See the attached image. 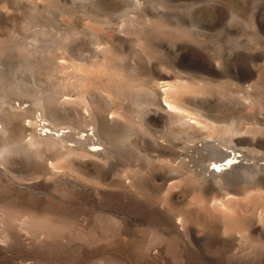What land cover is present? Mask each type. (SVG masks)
Listing matches in <instances>:
<instances>
[{
    "label": "rangeland",
    "instance_id": "rangeland-1",
    "mask_svg": "<svg viewBox=\"0 0 264 264\" xmlns=\"http://www.w3.org/2000/svg\"><path fill=\"white\" fill-rule=\"evenodd\" d=\"M1 1H0V6H1L0 8L2 10L0 12V27H1L0 28V36L2 34H4L2 36L3 37L5 36L4 38H7V39L4 40L2 37L1 38L4 40V42L6 41V43L9 41V43H7V44H5V43H4V45H3V43L0 44V60H1V58H4L1 60V62L4 60H6V61H4L5 64L6 63L10 64L12 62H15L16 60L18 62L17 56H16V58L14 57V55H16V54L13 55L11 52V46L13 44L12 38H17V37L20 38V36L22 37L24 34L26 35L30 31V29H29V31H27L29 26L31 25L30 26V28H31L33 25H35L32 27L34 30L32 29L28 35L41 36V38L40 39L38 38V39L39 40L43 39V41L40 42L38 40V44L39 43L43 44L42 46L44 48L43 47L42 48L44 49V52L45 51H47V52L46 53H44V52L39 53L41 55L43 54L42 59L40 57L41 55L38 54L39 55L37 58V61L39 60L38 62H35L36 57L34 58L35 60H33V61L35 64L33 63L34 67L32 68V70L34 71V74L32 71L30 73H28L30 76L28 74H26V78L29 82V85H31V83L33 82V86L38 87L39 84L41 83L40 80L43 79L42 83H44V81L46 80L45 78H47V76H49L50 80H54V78H55L54 81L55 82L57 81L56 83L58 85L55 84V82L53 85L55 88H57L58 91H60L62 89L61 91L64 92V90L66 89L68 92H71V94H69V93L67 94L70 97V99H68V100L72 101V100H75L76 98L78 100V101L75 100V102H73V103H71L70 101H69L70 103L66 102V100H67L66 98H69L66 95V91H65V93L61 94L62 93L61 91H60L61 92L60 93L56 90V92H57L56 97L58 96V93H59V96L57 98L60 99V97H61L60 101L58 99L56 102H53V103H47L46 102L47 104L45 103L44 104L45 106H43L44 110H42L40 107L35 106V108H36L35 111L38 110L37 112H35L34 109H32L34 106L32 105L31 102L29 103V100H27V97H25L26 100L24 99V97H20V96H19V98L18 97H16V98L14 97V99L12 98L10 100V103L12 102L10 104L11 106L9 104H4V106L6 108H8V109L11 108L10 110H14V111H20V110L22 111V109L25 110L24 111L25 116L23 118V122L21 123L27 129V131L24 132V135L26 138V139L24 138L25 141H27L29 139V132H31V133L33 132L34 137H37V138H44L45 134H46V136L51 134L49 137L54 136L53 138H56L57 140L60 136H62L63 134L66 135V133H68V132H70L69 134H71V135L76 132L74 135H72L71 139H74L75 137L77 138L78 135H79V137H82V135L85 133V131L81 132V131H76L79 129H76V130L74 129V131H75L74 132L72 129H70L71 128L70 126L75 125V123L77 122V121H75V118H76V120L77 119L79 120L77 122V123H79L82 119L88 117L89 112L84 111L82 109V104L79 101L78 94H75L72 91H70V89H72V88H70L68 86L69 85L68 83H70V81L72 80L70 78V75H71V73L74 72V70H73V68H71V65H70V67L67 66L71 62V61H68V60H70V58L67 57V56H69L67 46L70 45L71 43H73L75 39H77V40H75L74 44H71V46H73V47L75 46V48H77L81 45L86 46L87 43L89 42L88 40H90L89 35L91 33L94 32L95 34H97V33L99 34L100 32L102 33L103 31L107 32L106 30H108V27H111L112 25H114V27H115V24L117 25L116 27H118V25H120V23L118 24L117 22L119 20H121L124 16L126 18L129 15L132 18H135V20L140 21L139 24H142V26L140 27L138 24V26L136 25L137 27L136 26L135 27L138 29H142V30L139 31L138 29L134 30V28H132L136 32L139 31V34L133 31V33H136L137 35H139L138 38H136V36H137L136 34H131L130 32H129L130 34L128 33V35H130V36L127 35L128 40L130 38L133 39L132 37H134V35H136L134 37V40L136 39L137 41L135 40V42H134V40H132L133 42H130L131 44H134L135 46L134 45H132L133 47L130 46L131 44H128L129 41L127 40L128 43L126 42V45L123 47L124 51L122 48L121 49L122 51L120 50V51L116 52L109 46L110 49H107L108 50L107 53L104 52V54H107L106 55L107 59L104 58L105 56H103L104 60L102 58H100V59H102L101 61H99L101 64V68L99 67L100 66L99 63H98L99 65L97 66L100 69L104 70V71L101 70L102 72L100 71L101 72L100 74L103 75L104 80L102 78H99V77H98L99 80H97V82L101 83V84L99 83L100 86L102 85L101 88H103V89L101 91H100V89H101L100 86L96 85V82H95L96 81L95 79H97V78H95V75L94 76L92 75V74H95V72H96V77H97V74H98L97 71L99 70V68H97V70H95V69L93 70L91 67L89 68V66L87 64H84V66H83V64H81L79 66L80 71L84 70L83 72L87 73L88 75L90 74V73H88L89 70H90L89 72H92L91 78L87 77L88 79H90V81L88 80L89 84H87L88 83L87 82L86 87H84V88H87V90L83 88L86 91V93L93 91V90H96L97 89L96 86H99V88H100V89L98 88L99 92L101 94H104L102 99L99 98L101 100V101H99L100 104H98V102L97 103L92 102L91 107H90V109L95 113L96 116H98L99 120L101 121V124H100L101 129H102V127H107L110 130H115V129H117V127H116L117 124L113 125L112 119L115 120L117 118L118 122L122 121L120 123H123V122H125L126 118L129 119L131 117V116H128V114L131 115L130 110L132 108L130 98H128V96H129L128 91L133 90L132 92H134L135 87H137V89L140 87H145L148 89L151 88L150 90H152V91H155V88H156V90H157V92L155 91L156 94L161 92L160 94L164 98L163 88H161V86H160L162 81L161 80L158 81V79H156V82L158 81L157 85L160 86V88H157L156 83L153 81V79L155 80V78L152 79L151 76L153 77L156 73H164V74L166 73V76L169 78L168 80H171L176 75H174V74L172 75V70H169V68L167 69V67L166 68H161V67L155 68V66H157V64H155V63L159 61L158 63H164L165 65L166 64L167 65L172 64L174 62V60H176V59L173 58L172 54H169V56L166 57L167 55L165 54V51H168V49H170V47H172V45H170L171 43H177L178 44V42H180L179 44H184V42H185V44H186V42L190 43L189 40L194 41V43L191 42V44H189V45L190 46L193 45L194 48H195V46H197V48H195V49L201 50V52H203L202 50H204V49L203 48L200 49L201 46L198 49V45H202V47L206 46L207 48H212V49L208 50L205 47V52H206L205 54H207V56H210V57L212 56L214 58H216V53L221 51L220 49L223 46L222 47L223 51H221V52L224 53L225 51H228L229 53L225 52V54L223 55L224 56L223 61H225V60L226 61L225 62L222 61L223 65L222 64L220 65V69L222 68V66L225 67V65H227V66H229L230 64L233 65V66L230 65L231 67L229 69L227 66H226L227 68L225 67L227 69V70H225L226 75L224 74L225 68L223 69V71H221L222 69L220 70L218 68L220 70V73H219V70L217 73H211V74L205 73V75L208 74L207 76H205L204 72L202 73L200 70L194 71L192 75H194L196 77H193L192 75H190V76H192V78L189 76V79H187V82H186V83L190 82V85H189V83H188V85H189V87L191 86L190 88H193V89H191V90H190V88L188 89L187 88L188 85L185 84L187 86V87L185 86L187 88V91H186V93H184L185 96L189 95L188 98L187 97L186 98L189 101V103L192 104L191 107L193 106V108H194L195 105H197V107L201 108L203 106L201 104H203V102H205L204 106L202 108H204L206 110L211 109L210 110L211 112L210 111L209 112L211 113V117L214 118L215 120L227 119L229 117L228 107L230 109V107L234 108V106H236L235 107L236 111H235V109H233L234 112L232 114H234L236 112L234 115H236V116L239 115L238 117H242L243 115H245L246 117L245 118L243 117V118L246 120H250L251 117L254 114H256V117L255 116H253V117L256 119H260V116L262 114V112H261L262 108H264V106H263L264 104L262 103V99L260 98V94L262 92H264V58H263L264 51H263L262 59H260V57L262 55L261 50H264V0H214V1L218 2L219 4H223L225 6V10L227 12L226 16H227L228 21H229V16L232 14L230 17L232 19L231 23L228 21L226 22L227 19H225V21L221 22V23L220 22L217 23L215 21L211 22L212 20H214V19H212L211 15H210L211 11L207 10L208 7L204 6L205 4L203 5L204 7L202 6V4L204 3L205 0L204 1L203 0L197 1L199 3V5H196V4H198L196 2V0H192V1L191 0H159V1L157 0L155 2H157L158 5L161 3L159 5V7H161L160 11L163 9L162 10L163 12L164 11L166 13L168 12L167 15H164L165 12H164V14L159 13L161 15V16L159 15V18L157 17L158 16V13H156L157 11L155 10V8L153 7V5L150 2L151 0L150 1L149 0H143V1L141 0V5L144 4L142 6L141 10L132 11V9H131L128 11L129 13L127 12L128 16H126L127 15V13H126L123 17H122V14H123L122 10L124 8V2H122V1L128 2L129 0L128 1L127 0H119V1L118 0L117 1H115V0H112V1L111 0H92V1L90 0L89 1L88 0L85 3L83 0H75V1L74 0H22V1L18 0L19 2L17 0L16 1H14V0H1ZM111 2H113V3L111 4ZM190 2L196 8L192 9L194 6H191ZM192 2H194L196 4H193ZM93 3L95 4L94 8H96V9H94V8L93 9L97 14L93 10L91 13L89 12L91 9V5ZM117 3L120 5L119 7H118ZM120 3L123 6H121ZM237 3H239L240 6L242 5L241 8L243 7L244 9H241V8L238 9V7H240V6L236 7ZM110 4L112 5V7H110ZM116 4H117V6H116ZM147 4H148V6H147ZM150 4L153 7V11L151 10ZM114 5L116 7H113ZM101 7H102L103 11L101 10ZM143 7H145L147 14H150L149 16L146 15ZM205 7H206V9H205ZM29 8H30V10H29ZM104 8H105L106 12L104 11ZM108 8L109 9L112 8L110 11L113 12V14H115L114 17L110 16L111 12L109 13ZM236 8L240 11H242V10L244 11L243 13L241 12V14H242V18H243V24L247 22L245 27L249 30H252V31H254V29L256 28L253 33H252V31H250V33H252V34L249 33V30L247 31L246 36H244V37H243V35H245V34H243L241 36L237 34L236 29H239V26H241L242 22L240 24L235 19H233V16H234L233 14H236V11H237ZM98 9H100V10H98ZM29 11H31V13L33 12L34 14L32 13V15H31V13H29ZM35 11L37 13L42 12L44 17H46V18L49 17L48 20H50V21H48L47 19H46L47 21L44 20L43 15L41 13L39 16H37V19L33 20L34 17L36 18ZM99 11L103 12L104 14H101ZM140 11H141V13L144 12L143 15H146V16H143L141 13H139ZM98 12L104 16L103 20L99 19V18H102V16L99 17L100 14ZM119 12H121L122 14L120 15ZM148 12H150V13H148ZM152 12H154L157 15V16H155L157 18L154 17V13H152ZM205 12H208V13H205ZM27 13H29V14L27 15ZM92 13L94 14L95 18L92 17L93 16ZM106 13H109L108 17L105 16ZM117 13L119 14V16H117L118 15ZM95 14L98 16H95ZM30 15H31V17H30ZM33 15H34V17H33ZM120 16H121V18H117ZM130 16L128 18H131ZM25 17L28 19V22L34 21L35 24H33V22H32L30 25L27 26L26 29L22 28V26H23L22 24H25V23L23 21L20 24V21H22L23 18L25 21H27V19ZM28 17H30V19ZM96 17H97V19H96ZM109 17L111 19H109ZM174 17H176V19H177V17L180 18L181 21H179V20L178 21L181 23L180 24L176 23L175 22L176 20ZM260 18H261V20H260ZM115 19H117V20H115ZM210 19H212V20H210ZM233 20H235V21L232 22ZM190 21L195 22L197 24V27L191 28L189 26ZM205 21H207V22L205 23ZM45 22H46L47 27L44 25ZM256 22H258V25L256 24ZM215 23H217L218 25L216 26ZM224 23H226V24L224 25ZM229 24H231L232 28L235 27L234 30L231 29V31H229L230 30ZM48 25H50V26H48ZM210 26H211V28H210ZM224 26L226 27V30L223 29ZM252 26H254V27H252ZM42 27H44V28L42 29ZM198 27L201 29L197 30ZM250 27H252V28H250ZM228 28H229V30H227ZM11 29H14V30L11 31ZM215 29H218V31H216L214 33ZM192 30H193V32H192ZM204 30H206V31L204 32ZM14 31L16 32L17 35L15 34ZM22 31L27 32V33H23ZM46 31L49 34L48 33L46 34ZM66 31H68V34L71 31L78 33L75 35L76 38L74 40L70 39V42L68 45H66V43H65V41H66L65 37L67 36L66 37L67 41L69 38L68 35H65V33L67 34ZM81 31L82 32L86 31L87 33H85V32L81 33ZM90 31H91V33L88 34V32H90ZM194 31L196 33H194ZM221 31H224V32H221ZM234 31L236 33H233ZM10 32H11V35L13 37L9 34ZM210 32H213V33L210 34ZM218 32L222 33L226 38H224L223 35L219 34ZM226 32L231 34V35H229L231 37V39L228 42L229 43L232 42L233 44H230V46H228L229 43L226 44L227 43L226 40L224 41V39L228 38V35L226 36ZM230 32H232V33H230ZM257 33H258V37L256 35ZM262 33H263V35H262ZM63 34L65 36V37L63 36L64 39L62 37ZM81 34H83V35H81ZM247 34L249 35V37L247 36ZM8 35H10V36L8 37ZM46 35H47V37H46ZM79 35H80V37H79ZM100 35H102V34H100ZM236 35H237V37H236ZM193 36H194V38L192 39ZM261 36H263V37H261ZM241 37H242L241 43H242L244 50L249 49L250 50L249 54H254V53L257 54V56H255L256 57L255 62L257 61V64H255V62H254L255 66L253 65V67H257V69L254 68V70H253V67L247 61H246L247 63L244 61V64L243 63L240 64L242 66V69H240L241 66L239 65V63L237 61H233L234 57L232 58L231 57L232 55L230 53L233 51L232 49L235 48L233 46L236 44V42L240 41L239 39ZM47 38H49V39H47ZM59 38L60 39L62 38L63 42H61V40ZM87 38H88V40H87ZM216 38H221V39H219L221 42L219 40H217ZM2 39H0L1 42L3 41ZM10 39H12V40H10ZM45 39H46V43L44 42ZM58 39H59V41H58ZM200 39L202 40L201 42H203V41L205 42V40H206V42L201 44ZM256 39H257V41H256ZM48 40L50 41V43L56 42L57 45H56V43L53 44L54 46H56V48L53 45H51V47H49L50 49L48 48L49 50H45L48 45L44 46V44H47ZM213 40H215L216 43L213 44V42H214ZM243 40L245 42H243ZM198 41H199V44L197 45ZM10 42H12V43L10 44ZM60 42H61V45H64V46L66 45L65 47L67 49H64L65 47H63V46L61 47ZM181 42H183V43H181ZM258 42L260 43V45ZM50 43L48 42L49 46H50ZM220 43H223V45L221 46ZM257 43H258V45H257ZM219 45L221 46L220 49H219ZM59 46L63 50H66L67 54L65 53V51L61 50ZM213 46L214 47L216 46L215 47V50H217L216 53H215ZM226 46H228V48H232V47L233 48L230 50ZM257 46H258V48H257ZM57 47H58V49H57ZM109 47L106 46V48H109ZM161 47L164 49H162ZM42 48L40 47V51L43 50ZM160 48H161V50H160ZM141 50H142V52L144 51V53L146 52V54L148 56L146 54L142 53ZM251 50L253 52H251ZM259 51L261 52V54ZM9 52H11V53H9ZM133 52H136V53H133ZM247 52H245V53L248 54ZM256 52H258L259 54ZM162 53H164V54L162 55ZM203 54H204V52H203ZM149 55H151L152 58L153 57L158 58L159 60L157 59V61H156V59H155L153 61L154 58L151 60V57H149ZM171 55H172V57H171ZM258 55H260V57ZM226 56L227 57L230 56L231 60L229 58L230 61H228V58ZM146 57H147V60H146ZM167 59L170 60V62L171 61L172 62L170 63ZM172 59H174V60H172ZM197 59H199V58H197ZM197 59H195L194 61H187L186 60L185 64L188 63L187 65L190 67L192 66V68H194V69L205 68L206 66H208L210 64V62L209 61L207 62V60H204V59L197 60ZM105 60L107 63H110V65L109 64L107 65V63L105 64ZM148 61H149V64L152 63L151 66L148 64ZM1 62H0V64H1L0 66L3 67L4 63L2 62L3 63L2 64ZM63 62H65V63L68 62V63L65 64ZM135 63L138 64L137 68H139V63H141L140 68L141 69L143 68V69L141 70L139 68L137 70L135 68L136 67ZM226 63H228V64H226ZM9 64H6L5 66H7ZM62 64H63V66H61ZM142 64L144 65V67L148 66V65L150 66L149 68L145 67L147 72L143 71L145 69H144V67H141V66H143ZM246 64H248L247 66L250 65L249 67H251L250 69H252V71L254 73L251 72V70H249V67H245L248 70L244 69V66H246ZM132 65H134V66H132ZM81 66H82V68H81ZM109 66H111V67L109 68ZM133 67L136 69V71ZM107 69L109 72H106ZM132 69H133V71H132ZM65 70H67V72L68 71L69 72L67 73ZM165 70H167V71H165ZM151 71H152V74H150ZM240 71H242V72L240 73ZM248 71L251 73H249ZM64 74L66 75V78H64V76H63ZM100 74H98V75H100ZM227 74H229L230 76ZM238 74H239V76H238ZM248 74L251 75L250 78H249ZM102 75H100V77ZM111 75L113 77H109ZM244 75H246V76H244ZM51 76H52V78L53 77L54 78L51 79ZM61 76H63L64 79ZM92 76L94 77L93 80H91ZM119 76H121V77H119ZM114 77L116 79L118 77L117 80H119L121 78L122 83L119 82L120 80L117 81ZM61 78L63 80L60 81ZM110 78L111 79L114 78L115 80L109 81ZM175 78H177V77H174V79H172L173 81H175L173 83H176L177 85L178 84L181 85V82L177 83V81H179V80H177L178 78L177 79H175ZM100 79H102L103 81L101 82ZM237 79L239 80L240 83L238 82ZM151 80L153 81V83ZM172 80H171V82H172ZM190 80H192V82ZM248 80H249V82H248ZM58 81H60L59 83H61V85H62V83L66 84L68 81L67 85H65V84L62 85L63 87L66 86V88L65 89H63V87L61 88V85L58 83ZM113 81L119 82L122 85V86H120V85L119 86L124 87V89L121 91H122V93H124V90H125L126 95L125 94L124 95L127 97V100L124 99L120 103H122L123 101H126L127 103H125V102H124V104L122 103L123 106L119 103L120 99H119L118 95H117V97L115 95L119 91L117 90L118 89V87L116 86L117 83H114ZM243 81H244V84L246 83L245 85L243 84ZM51 82H53V81H51ZM42 83H41L42 88H41V86L38 87V88H40V91L45 89V86L43 87V85L45 83L44 84H42ZM93 85L94 86L96 85V86L94 87ZM259 85H263V86L260 87ZM138 86H140V87H138ZM240 86L242 89H246V90L245 91L243 90L244 91L243 92L240 89ZM247 86H249V87H247ZM252 86L255 88V90H254V88L253 89L250 88ZM58 87H60V88L58 89ZM90 87L95 88V89L92 90V89H90ZM186 88H185V90H186ZM257 88H260V89L263 88V89H261L262 91L259 92L260 89H257ZM98 89H97V91H98ZM78 90L80 91V89H78ZM188 90H189V92H191L190 94L188 93ZM248 90H250L252 93H254V95L257 94L258 96L255 97L253 95L250 98L253 100H249V98L247 97ZM252 90H254L256 93ZM257 90H259L258 93H257ZM136 91H138V90H135V92ZM99 92H98V94H100ZM130 93H131V91H130ZM118 94H120V92ZM244 94L246 96L245 99L248 100V101L244 100L246 102V104L242 100V98L244 97L243 96ZM108 95L109 96L111 95L110 99H112V97H113L112 100L119 99L118 102H114L115 106L113 105V103L110 99L107 100L109 98ZM104 96L107 97V99H105V101L107 100L106 103L104 101ZM161 96L157 95V97H159V100L161 101V103L165 104L164 106H166L165 108L167 110H172L166 105V103L164 101H162ZM62 97H64L65 100H64V98L62 99ZM240 97H241V99H240ZM255 99H256V101H255ZM249 101H250V103H249ZM257 101L260 102L259 106L262 104L261 105L262 108L258 107ZM251 102H253V104H255V102H256V104L253 105L255 108L252 106ZM68 103L71 105H69ZM116 104L117 105L120 104V106L118 105V107L122 106V108H119L120 110L119 109L115 110L118 108ZM21 105L23 108H21ZM28 105H30V106H28ZM239 106H240V109L238 108ZM241 106L242 107L245 106V108L243 107L244 109H242ZM53 107H55V108H53ZM208 107H209V109H208ZM246 107L247 108L249 107L248 110L250 109V110H252V112L250 110L248 112ZM52 108L56 109V110H54L55 112L53 111ZM57 109H58V111H57ZM72 109H73V111H72ZM100 109L101 110L105 109V110H103V112H102ZM122 109H123V111H121ZM253 109H254V111H253ZM259 109H261V111H259ZM99 110L101 111V113ZM30 111H31V116L28 115L30 113ZM96 111L99 112L98 115L96 114L97 113ZM117 111L123 112L121 114L125 116V120L123 118H121L123 116L121 114H119V112L117 113ZM172 111L174 112V110H172ZM51 112H52V114H51ZM64 112H66V113H64ZM124 112H125V114H124ZM238 112H241V113H238ZM40 113H41L42 117L39 116ZM56 113L58 116L57 115L54 116ZM185 113L188 114L187 118L189 116V119L194 117V113L193 114L190 113L191 115L187 112H184V114ZM245 113H247V114H245ZM259 113H260V115H259ZM101 114H102V116H100L101 117L100 118L99 115H101ZM36 115H38L37 116L38 118L36 117ZM51 115H53V116L51 117ZM106 115H107V117H106ZM119 115H120V117H119ZM65 116H67L66 117L67 119L64 118ZM190 116H191V118H190ZM44 117L47 120L44 119ZM55 117H57L58 120L57 119L55 121L53 120L54 121L53 122L52 119L53 118L55 119ZM59 117L63 118L65 120V122ZM195 117H197V116L195 115ZM195 117H194V120L192 119L190 121L194 122L196 120ZM253 117H252V119H253ZM132 119L134 121V124H133V122L132 123L130 122V123L132 125H134V128L136 131L131 135L130 141L128 142V145L130 146V150H129L130 154L125 152L126 153L125 158L122 156V154H111V153L105 154L104 152H102L101 155H100V153H99V155L97 153L91 154V152L89 153V151H91L93 149L92 146H86V147L81 146L85 149V150L83 149L84 151H86L85 153H89V154H84V153L82 154L83 150L82 149L80 150V148H81L80 144L75 143V142L73 143V141H67V142L63 141L62 142V141L58 140L57 144H56L57 146L56 147L53 146L54 149H53V147H50V150H48L49 148H45V150H47V153L49 152L50 155L53 154L54 156H58V159L55 161L56 162V167L54 166L55 169L54 168L51 169V171L53 170V173L51 172V176L47 175V177L50 176V177H48L49 179L47 177L43 178L41 176V178L39 177L40 179L39 178L36 180L34 179L35 181L29 180V182H31V184H32V182H34L33 184H35L37 181H41V180L43 181V179H44V182L46 181L44 184L42 181L39 184L36 183L37 184L36 187H38V186L40 187V188L38 187L39 188L38 190H40L41 192H48V194L47 195L45 194L44 196H42L41 199L45 200V198H46L47 201H49L51 199L50 202H46V200L44 201V202H46V204L49 203V205H50V203L52 204V201H54V199H56V201L54 202L55 204L57 201L63 202L61 204L62 208H63V205L66 203L67 210H69L68 214L70 215V213H71L72 217H73V218L71 217V222H73V224L75 223V225L72 224V226H74V227L79 226V227H82L83 229L85 228L86 230H88V231H86V230L85 231L88 232L89 235L94 233L95 235L94 234H93V236L90 235V237L96 236L95 240L99 241L101 239L100 242L97 244V241L95 242L92 240L93 243L91 244L92 246H90V245L85 244L81 241L72 240L71 242H69L67 244L68 246L66 248H65V244H63V243L61 244V246H63L65 248L64 249L63 247L61 248V246H59L61 241L58 239L61 238V236H62L60 233V230L59 229L56 230L55 227H52L51 230H52L53 236L51 237V239H49V237L45 236L44 234L41 235L42 233H38V239H39L40 243H41V241L44 240L45 242H42L43 244L47 243V244H50V245L53 244V246H56V247H54L55 249L52 248V250L54 249V253L52 252L53 255H50V251L47 252L44 250H40L36 253L37 256L35 257V262H37V263H33L34 259H29V260H25V261L22 260L21 262H19V259L12 258L9 254H7L6 256H3L2 258H0V264H22V263L29 264V262H32L31 264H90V263L91 264H104V263L105 264H122V263L123 264H177L175 261L174 253L167 250L165 248V244H158L159 246L156 245V246L150 247L148 250L146 248L147 242H148V240H150L149 237H152V239H153L155 237L156 233H158V231H162V228H163V232L165 234L169 235V236L167 235L168 239H169V240L167 239V242H169L170 239L174 240V238L175 239L177 238L176 239V241L178 240L177 244L181 247L182 252H183V256H184V262L182 264H233V261L234 260L236 261L237 259L238 260L234 264H238V263L242 264L243 262L242 261L240 262V259L237 257L239 255H244V254H245L244 259H246V262L244 264H249L248 261L250 259V256L254 257L255 255L256 256L258 255V259L260 258L261 262L264 264V236H263L264 235V195H262L263 194L262 192L264 190H260L259 188H257L258 190L256 191V188L255 189L253 188V190L251 191L252 184H250L248 182V184H246L245 187L248 185L247 187H249V189H250V190L249 189L247 190L248 193L251 191L249 193L250 195L247 193L249 195V197L247 196L249 199L247 197H245L246 201H244V199H243L242 201H240V202H242V204L239 202V205H238V202H236V201L235 202L232 201V205L230 203L229 207L232 206L231 209L234 212L236 218H234V220H231L232 217H229L230 220H228L227 222L228 223L230 221L231 222L229 224L225 222L226 225H228L227 228H229V229H227V231H225V230L223 231L224 225H222V223L224 222V219L227 217L222 218L223 216L221 217L219 213L217 215V212L215 210L214 211V215L216 214L215 215L216 218H215L213 215L212 209L207 208V211H205L206 206L205 207L201 206V205H205V204H202L205 202L203 201L204 199L202 197V193L204 190L203 186L199 185V184H201V182H198L196 179H195L196 181H194L192 174H188L189 181H188V179L183 178L186 181L184 180L182 182V181H180L182 179L173 178L170 181L168 180L169 182L168 181L166 182V180L170 177V174L167 170H170L169 166L173 165L172 162H170L169 155L162 153V152H159V151L152 150L151 147L148 145V143L146 146L143 142L145 139L151 140V137L152 138L157 137V134L155 133L154 128L147 123L136 122L137 120H135L132 117H131L130 121H132ZM29 120H31L30 121L31 123L35 122V124L32 125L30 123V126H29L28 125ZM67 120H68V122H69V120H72V121H70L71 123H69L70 128L68 130H67L68 124L65 126L66 127L65 130L61 127L64 125L58 126V123L62 124V122H64L66 124ZM104 120H106L108 124L107 123L105 124ZM110 120H111V122H109ZM246 120H244V121H246ZM50 122H52V124ZM55 122L57 123L56 125H55ZM72 122H74V124ZM126 122H129V120L128 121L126 120ZM77 123H76V125H77ZM37 124H38V126H37ZM41 124H43V126H45V125H47V126L42 128ZM48 124H51V125L49 126ZM53 124L55 126H53ZM51 126L54 128V130H52L53 128ZM56 126H57V130H56ZM46 127H48V128H46ZM60 127L62 130H60ZM55 130L56 131L59 130V132H56ZM250 130H252V129H250ZM250 130H249L250 136H252L253 134H254L253 136L257 135L256 131L252 130V132L256 133V134L255 133L252 134V132L250 133ZM72 131H73V133H71ZM59 133H61V134L58 135ZM247 133H248V131L246 132V134ZM144 134L147 137L143 140V138L145 137ZM7 135L8 134H5L4 136H7ZM39 135H40V137H39ZM249 135L247 134V136L249 138H251ZM0 136H3V135H1V133H0ZM73 136H75V137L73 138ZM44 139H43V142H46V141H44ZM172 145H174L175 148H178V146L180 144L172 143ZM189 145L192 146L191 148L193 150L189 148L191 151L188 149L187 150L188 152L182 153V151L186 150V149H182V150L180 148H178V149L181 150L180 152L182 154H192V152L194 151V148L196 147V149H195L196 151H194L196 153H194V154H197V149H198V153L200 154V151H199L200 150V141H199V139H197L194 143H189ZM71 146H73V147H71ZM68 147H71L73 150H70ZM99 147H101V146H99ZM86 148L89 150L88 152H87ZM234 149L244 151L243 149L241 150L240 147H234ZM80 152H81V154H79ZM229 152H230V149H229ZM18 155L20 156L21 160L19 159ZM117 155H119L120 157H118ZM128 155H129V158H127ZM108 156L110 159L108 158ZM25 157H21V154H13V153L12 154L10 153V155L9 154H5V155L0 154V173L4 176L6 183L7 182L9 183V186L12 185L13 189L14 188H15V190L17 189L16 190L17 193H18V189H19V191H20L19 195H21L20 197L25 196L23 198H26V196H28V194H29L28 191H30L29 185H31V184H29V185L26 184L27 180H22L18 177L16 178V176H14V175L15 174L17 175L18 172H19V174L20 173L25 174L26 167L21 165L22 163L26 162ZM23 158H25V159H23ZM15 159H16V162H13V161H15ZM122 159L125 161H123ZM256 159L258 161L256 160V162H255V159H253L254 160L253 162H255L258 165H259V163L264 164V153H258V155H256ZM19 160L20 161L23 160V162H21L20 165H19V163H20ZM105 160L113 161L112 162L113 163L112 164V171L113 172L115 169H118V168H115L116 166H118L119 168H123L120 165L121 162L122 163L126 162L127 164H129L130 168H129V171L127 168V171L129 172V174H132V175H130L131 177H133V175H134V178H135L134 182L132 180V182L134 184L130 183L129 185H127V183L129 182V179L125 180L126 185H121L117 181L118 180L117 178L115 180L114 179H112V180H103V179L99 180L98 179L97 180V178L95 179V177H96L95 175L97 173V170L95 169V166H96L95 164L98 165L97 162H99L100 164H103V162ZM17 161H19L18 164H17ZM242 162H246V160H242ZM92 163L95 166L91 165ZM167 167H169V169H167ZM29 170H31V168H29L28 171ZM28 171H26V172L28 173ZM13 172H17V173L14 174ZM261 174L264 175L263 173H259V176L258 175L257 176L260 177V176H262ZM190 176L192 177V179ZM92 177L97 182L94 181ZM46 178L48 179V181L46 180ZM165 182H166V184H165ZM41 184H43V185H41ZM131 184H132V188L130 187ZM27 185H28V188H27ZM99 185L101 186V188ZM102 186L105 188H103ZM127 186H128V188H127ZM200 186H202V188H200ZM109 187L111 189L110 194H114L112 196L117 197V198L111 199V201H113L112 203H114L113 204L114 207L111 205L112 203L111 204L109 203V205H111V207H108L106 205L101 206L100 202L104 201V199H98V197L94 194V192L96 191L95 189H98V190H100L101 193H105V194L109 195V192H110ZM26 188H27V190H26ZM93 188H94V190H93ZM102 188L104 189V191ZM22 190L24 193L21 192ZM24 190H26L28 192L27 195H26V191H24ZM63 190L67 191V195L69 194L68 195L69 197H67V195L65 194L66 195V198H65L66 201L65 202L61 198V196L60 197L56 196L57 192H58V195H60V193H66V191L62 192ZM259 190H260V192H259ZM50 191L53 193L56 192V195L51 193ZM240 193L244 194V196L247 195V194L243 193V190L242 191L240 190ZM22 194H25V195L22 196ZM47 196H48V198H49V196H51V198L48 199ZM123 197H124V199H123ZM99 200H100V202H98ZM67 202H69V203H67ZM54 203H53V205H50V206H53V208L56 206ZM57 204L59 205L60 203H57ZM102 204H104V202ZM58 205H57V207H58ZM117 205H119L120 208H119V206L117 207ZM199 206L202 207V209H200ZM57 207H55V210L59 211V209ZM101 212H103V213H101ZM207 212L209 213V215L207 214ZM155 213L159 214L160 218L163 219L160 222H158L159 228H157V224H155L156 221L153 219ZM236 213H237V215H236ZM169 215L170 216L179 215L182 218H184V220H185L184 227L188 228L189 237L192 236L191 239H193V237H194L195 243H192V245H189L190 243L188 244V242H190V241L187 239L186 235L184 236V233H183L184 227H182L180 225H178V227H177V225L174 223L176 221L173 220V222H172L171 219L169 220ZM210 215H211L212 219H211ZM102 216H103V218L105 217L104 219H106V221L104 220L103 223L107 222V223H105L106 227H107V231H106V229L101 228V227H104V225L100 226L101 222H100V219L98 220V217L102 218ZM218 216L220 217L219 220H218ZM235 216H233V217H235ZM111 218H112V220H111ZM229 218H227V219H229ZM107 219H108L110 224H108ZM222 219H223V221H222ZM154 224H155V226H154ZM174 225H175V227H174ZM229 226H231V227H229ZM74 227H72L71 229H73ZM155 227L158 229V231L156 230ZM96 228L97 229L99 228V230H96ZM173 228H174V230H173ZM176 228H178L182 233H180V231H179V233H176ZM89 230L92 231L93 233L89 232ZM97 231H99V232H97ZM155 231H156V233H155ZM238 231L240 232V234ZM216 232H218V235L220 234L219 235L220 238L229 239V237H230L229 234H231V236H232L235 233L236 234L238 233L237 236L239 238L236 236L238 238L237 241H236V239H235V241H232L234 243V245L231 242L230 243L231 246H229V244H228L227 245L228 247H226V246L223 247V246L217 244L215 242V240H213V239H216V236H218V235H215V238H214L213 233H216ZM154 233H155V235H154ZM261 233H263V234H261ZM39 234L41 235L40 237H39ZM241 234H243V237ZM98 235H101V236H98ZM110 235L111 236L113 235V236L111 237ZM44 236L46 237L47 240L44 239ZM103 236H106V238L108 237V239L106 241H104V242L108 241L105 244H103L104 242L102 241L105 238ZM101 237H103V238H101ZM167 242H165V243H167ZM56 243L59 245H57ZM79 243H81V244H79ZM95 243H96V245H94V247H93V244H95ZM100 243H102V244H100ZM169 243H167V244H169ZM227 248H229V249H227ZM59 249H64V250H59ZM234 249L235 250L237 249L236 250L237 252H235ZM155 250L156 251L158 250V251H157V253L155 252V254H154L153 251H155ZM257 250H258V252H256ZM260 252H261V254H259ZM159 253H161V254L159 255ZM82 254H86V255L85 256L83 255V257H82ZM232 255L233 256L236 255L235 257L237 259H235L234 257H231ZM24 256L27 257L26 255H24ZM191 257H192V259H193V257H195V259L192 261H195L196 263L191 262V260H190ZM231 258H232V260H231ZM103 259H104V261H103Z\"/></svg>",
    "mask_w": 264,
    "mask_h": 264
},
{
    "label": "bare ground",
    "instance_id": "bare-ground-1",
    "mask_svg": "<svg viewBox=\"0 0 264 264\" xmlns=\"http://www.w3.org/2000/svg\"><path fill=\"white\" fill-rule=\"evenodd\" d=\"M1 1V0H0ZM14 1H16V0H14ZM18 1V0H17ZM20 1H22V0H20ZM75 1V0H74ZM84 1V3L86 2V1H88V0H83ZM90 1V0H89ZM92 1V0H91ZM112 1V0H111ZM115 1H117V0H115ZM119 1V0H118ZM128 1V0H127ZM143 1V0H142ZM150 1V0H149ZM155 1H157V0H151L150 2H151V4L153 5V7L155 8V10L157 11L156 13H158V16L154 13V12H152V13H154V17L155 16H157L158 18H159V13H163L164 14V12L161 10L160 11V8L161 7H159V5L161 4H159L158 5V3L157 2H155ZM159 1V0H158ZM192 1V0H191ZM197 1H199V0H196V2ZM204 1V0H203ZM2 2V1H1ZM19 2V1H18ZM122 2H124V8H123V10H122V13L121 12H119L120 13V15L122 14V17L129 11V10H131L132 9V11H135V10H141L142 9V6L144 5V4H142L141 5V0H129L128 2H125V1H122ZM149 2V3H150ZM13 3V2H12ZM16 3V2H15ZM113 2H111V4H112ZM144 3V2H143ZM193 4H196V3H194V2H192ZM198 3V2H197ZM110 4V7H112V5ZM118 4V3H117ZM117 4H116V6H117ZM121 4V3H120ZM150 4V6H151V10L153 11V7H152V5ZM190 4H191V2H190ZM205 4V5H204ZM239 3H237L236 5V7H238V6H240V4L238 5ZM108 5V4H107ZM196 5H199V3L198 4H196ZM207 6L208 8H207V10L209 11H211L210 12V15H211V17H212V19H214V20H212V19H210V20H212L211 22H224L225 21V19H227V12H226V10H225V6L223 5V4H219L218 2H216V1H214V0H205L204 1V3L202 4V6ZM94 6H95V4L93 3L92 5H91V9H90V13L92 12V10L94 11V9H96V8H94ZM115 5L113 6V7H116ZM120 5L118 4V7H119ZM121 6H123L122 4H121ZM147 6H148V4H147ZM191 6H194V5H192L191 4ZM203 6V7H204ZM242 6V5H241ZM241 6L240 7H238V9H240L241 8ZM1 7V6H0ZM146 7V6H145ZM145 7H143V9L145 10ZM198 7V6H197ZM202 7V8H203ZM94 8V9H93ZM122 8V7H121ZM147 8V7H146ZM194 8H196L195 6L192 8V9H194ZM201 8V9H202ZM109 9V8H108ZM112 8H110L109 9V13L111 12L110 10H111ZM205 9H206V7H205ZM237 8H236V14H233L234 16H233V19H235L237 22H239L240 24H241V22H242V24H241V26H239V29H236V31H237V34L238 35H243V34H245V35H243V37L244 36H246V33H247V31L249 30V29H247L246 27H245V25H246V23H244L243 24V18H242V14H241V12L243 13L244 11L242 10V11H240V10H238ZM241 9H244L243 7L241 8ZM1 8H0V12H1ZM29 10H30V8H29ZM98 10H100V9H98ZM101 10L103 11V9H102V7H101ZM154 10V11H155ZM104 11H105V8H104ZM116 11V10H115ZM114 11V12H115ZM143 11V10H142ZM233 11V10H232ZM27 12V11H26ZM95 12V11H94ZM101 14H104L103 12H101V11H99ZM98 12V13H99ZM106 12V11H105ZM131 12V11H130ZM29 13H31V11H29ZM29 13H27V15L29 14ZM33 13V12H32ZM32 13H31V15H32ZM35 13H36V18L34 17V15H33V17H34V19L33 20H35V19H37V16H39L40 15V13L43 15V13L42 12H39V13H37L36 11H35ZM96 13V12H95ZM99 13V14H100ZM109 13H106L105 14V16H107L108 17V14ZM129 13V12H128ZM128 13H127V15L126 16H128ZM139 13H141V11L139 12ZM144 13V12H143ZM143 13H141L142 15H143ZM145 13H146V15L147 16H149L150 14H147V12H146V10H145ZM148 13H150V12H148ZM168 13V12H167ZM167 13L165 12V14L164 15H167ZM205 13H208V12H205ZM235 13V12H234ZM34 14V13H33ZM38 14V15H37ZM97 14V13H96ZM95 14V16H98V15H96ZM100 14V16L99 17H101L102 16V18H99V19H102L103 20V15H101ZM112 14V15H111ZM111 14H110V16H113L114 17V15L115 14H113V12H111ZM118 14V13H117ZM116 14V15H117ZM170 14V13H169ZM31 15H30V17H31ZM92 17L93 18H95L94 17V14L92 13ZM141 15V16H142ZM146 15H143V16H146ZM232 15V14H231ZM231 15L229 16V21H228V19L226 20V22L228 21V22H230L231 23ZM26 16V15H25ZM117 16H119V14L117 15ZM130 16V15H129ZM128 16V17H129ZM161 16V15H160ZM245 16V15H244ZM24 17V16H23ZM30 17H28L29 19H30ZM128 17H126L125 18V16L121 19V20H119L117 23L119 24L120 23V25H118V27H116L117 25L115 24V27H114V25H112L111 27H108V30H106L107 32H100L99 34L97 33V34H95L94 32L93 33H91V31L90 32H88V34L89 33H91L90 35H89V37H90V40H88V38H87V40L89 41H87L88 43H87V45L86 46H79V47H77V48H75V46L73 47V46H71V44H74V42H75V40H77V39H75L76 37H75V35L76 34H78L77 32H70L69 34H68V31H66L67 32V34L65 33V35H68V41H67V36L65 37L64 36V34L62 35V37L64 36L65 37V43H66V45H68L69 44V42H70V39L71 40H74V42L73 43H71L70 45H68L67 47H68V49L64 46V45H61V42H63V39H64V37H63V39L61 38H59L60 40H61V42H60V46L62 47H65L64 49H67L68 50V55L69 56H67V57H69L70 58V60H68V61H71L70 62V64L69 65H67V66H69L70 67V65H71V68H73V70H74V72L73 73H71V75H70V78L72 79L71 81H70V83H68V81H67V83L69 84L68 86L70 87V88H72V89H70V91H72L73 93H75V94H78V98H79V101H80V103L82 104V109L84 110V111H87V112H89L88 113V117H86V118H84V119H82L79 123H77L79 120L77 119L76 120V118H75V121H77L76 123H77V125H76V123H75V125H73V126H70L69 127V123H71L70 121H72V120H69V122H68V120H67V122H66V124L64 123L65 122V120L63 119V118H61V117H59V118H61L64 122H62V124L61 123H58V126L59 125H64V126H61L64 130L66 129V125L68 124V128H67V130L70 128V129H72L73 131H74V129L76 130V129H79V130H76V131H85V133L82 135V137H79V135H78V137L76 138L75 136H73V138L74 139H71V137H72V135H74L75 133H73V131L71 132V133H73L72 135L71 134H69L70 132H68V133H66V135L65 134H63L62 136H60L59 138H58V140H60V141H73V143L75 142V143H78V144H80V147L81 146H83V147H86V146H92L93 147V149L91 150V151H89L87 148V152L89 151V153L91 152V154H98L99 155V153H100V155L102 154V152H104L105 154H108V153H111V154H122V156L125 158V152H127V153H129L130 154V152H129V150H130V146L128 145V142L130 141V138H131V135L136 131L135 130V128H134V125H132L131 123L133 122V124H134V121H133V119H132V121H130L131 120V117L132 118H134L135 120H137L136 122H139V123H147V124H149L150 126H152L153 128H154V131H155V133L157 134V137H151V140H147V139H145L147 136L144 134V138H143V142H144V144L147 146V143H148V145L151 147V149L152 150H155V151H159V152H162V153H165V154H168L169 155V157H170V162H172V166L170 165L169 167H170V170H167L168 172H169V174H170V177L166 180V182L169 180H171V179H173V178H177V179H182V180H180V181H184L185 179H188V181H189V177H188V174H192L193 176V179H194V181H198V182H201V184H199V185H202L203 186V193H202V197H203V201L205 202V203H202V204H205V205H201L202 207L204 206H206L205 208H206V210L205 211H207V208H209V209H212V212H213V215H214V211L216 210V212H217V215H218V213L220 214V216L222 217V218H224V217H227V218H229V217H232V219L231 220H234V218H236V216H235V214H234V212L232 211V206L231 207H229L230 206V203H231V205H232V201H236V202H238V205H239V202L240 201H242L243 199H244V201H246L245 200V197H249V193L253 190V188L255 189L256 188V191L258 190L257 188H259L260 190H264V175H262V176H260V177H258L259 176V173H263L264 174V164H262V163H259V165L258 164H256L255 162H256V155H258V153H264V108H262V104L259 106V101H257L258 102V107H260V108H262V111H261V109H259V111H261L262 112V114H261V116H260V119H256V118H254L253 116H255L256 117V114H254L252 117H253V119H252V117H251V119L250 120H246V119H244L246 116L245 115H241L242 117H238V116H236V115H234V114H232L233 112H234V110L233 109H235V107L236 106H234V108L233 107H230V109H229V107H228V110H229V113H228V115H229V117L227 118V119H222V120H215L214 118H212L211 117V109H209V107H208V109L209 110H206V109H204V108H202L203 106H204V103L205 102H203V104H201V105H203L201 108H199V107H197V105H195V107L193 108V106L191 107V103H189V101L187 100V98H188V96L186 95H184V93H186V91H187V88L189 89L190 87H189V85H190V82H188L189 83V85H188V83H186L187 82V79H189V76L190 75H192L193 74V72L194 71H197V70H200L202 73L204 72V75H205V73H217L218 72V70L220 69V65L222 64V61L224 60V54H225V52H228V51H225L224 53L223 52H221V51H223V49H222V45H223V43H220L221 44V46L219 45V49H220V47H221V51H219L218 53H216V51L217 50H215V47L213 46V48H214V50H215V53H216V58H214V57H210V56H207V54H205L206 52H205V47L206 46H204V47H202V45H198L199 44V41L197 42V45H198V49L200 48V46H201V48L200 49H204V50H202L203 52H204V54H203V52H201V50H197V49H195V48H197V46H195V48L193 47V45L192 46H190L189 44H191V42H193L194 43V41H192V40H189V42L190 43H187L186 42V44H185V42H184V44H179L180 42H178V44L177 43H171L170 45H172V47H170V49H168V51H165V54L167 55L166 57H168L169 56V54H172L173 55V58H175L176 60H174V59H172V60H174V62L172 63V64H170V65H165L164 63H158V62H156L157 61V59L158 58H152L151 57V55H149V57H151V60L153 59V61L156 59V63L155 64H157V66H155V68L157 67V68H166L167 67V69L169 68V70H172V75L174 74V75H176V76H174V77H177V78H175V79H177V80H179V81H177V83L179 82H181V85H177L176 83H173V82H175V81H173L172 79H174V77L171 79L172 80V82H171V80H168L169 78L166 76V73L164 74V73H156L153 77L151 76V78L153 79V78H155V80L153 79V81L156 83V86H157V88H160V86H161V88H163V95H164V98L161 96V92L160 93H157L156 94V92H157V90H156V88H155V91H152V90H150V89H148V88H145V87H140V86H138V87H140V88H138L137 89V87H135L134 88V92H132L133 90H129L128 92H129V96H128V98H130V102H131V106H132V108H131V110H130V114L131 115H129L128 113V116H131L129 119H127L126 118V120L128 121L129 120V122H126V120H125V116L124 115H122L121 113H123V112H119V111H117V113L119 112V114H121L123 117H121V118H123L124 120H125V122H123V123H120V122H122V121H120V122H118V120H117V118L114 120V119H112V122H113V125L115 124H117L116 125V127H117V129H115V130H110L109 128H107V127H102V129H101V126H100V124H101V121L99 120V118H98V116H96L95 115V113L90 109V107H91V103L92 102H95V103H97L98 102V104H100V102L99 101H101L99 98H101L102 99V97H103V95L104 94H101L100 92H99V89L101 88V86H100V82H97V80H99V78H102L103 79V75L102 74H100L102 71L101 70H103V69H100L101 68V64H100V62L99 61H101L102 59H103V56H105L104 58L105 59H107V57H106V55L107 54H104V52L105 53H107V49H110V47L114 50V51H120L125 45H126V42L128 43V41H129V43L128 44H131L130 42H133L132 40H134V37L137 35L136 33H138L139 34V31L140 30H142V29H138V28H136L137 26H138V24H139V20L137 21V20H135V18H132L131 16V18H128ZM157 17H155V18H157ZM26 18V17H25ZM49 18V17H48ZM48 18H46V17H44V15H43V19L44 20H48ZM117 18H121V16L120 17H117ZM175 18V22L176 23H181V22H179V21H181L180 20V18H178L177 17V19H176V17H174ZM27 19V18H26ZM96 19H97V17H96ZM105 19V18H104ZM108 19V18H107ZM109 19H111L110 17H109ZM113 19V18H112ZM256 19V18H255ZM46 20V21H47ZM106 20V19H105ZM114 20V19H113ZM115 20H117V19H115ZM179 20V21H178ZM235 20H233L232 22H234ZM260 20H261V18H260ZM24 21V23L25 24H22L23 26H22V28H24V29H26L27 28V26L28 25H30L32 22H33V24H35L34 23V21H32V22H28V19H27V21H25L24 20V18H23V20L22 21H20V24L22 23ZM48 21H50V20H48ZM107 21V20H106ZM111 21V20H110ZM178 21V22H177ZM36 22V21H35ZM207 21H205V23H206ZM110 23V22H109ZM189 23V22H188ZM217 23H215V25L217 26L218 24ZM236 23V22H235ZM16 24V23H15ZM32 24V25H33ZM184 24V23H183ZM212 24V23H211ZM226 23H224V25H225ZM228 24V23H227ZM256 24L258 25V22H256ZM44 25L46 26V22L44 23ZM137 25V26H136ZM238 25V24H237ZM31 26V25H30ZM30 26H29V28L27 29V31H29V29H30V31L33 29L32 27L33 26H35V25H33L31 28H30ZM48 26H50V25H48ZM136 26V27H135ZM139 26L141 27L142 26V24H139ZM189 26L191 27V28H195V27H197V24L195 23V22H192V21H190V24H189ZM201 26V25H200ZM215 26V27H216ZM228 26V25H227ZM231 26V24H229V28H230V30H229V28L227 29V30H229V31H231V29L232 30H234V28H232V26ZM260 26V25H259ZM47 27V26H46ZM45 27V28H46ZM52 27V26H51ZM139 27V28H140ZM205 27V26H204ZM207 27V26H206ZM209 27V26H208ZM219 27V26H218ZM225 27V26H224ZM223 27V29L224 30H226V27L224 28ZM252 27H254V26H252ZM252 27H250V28H252ZM1 28V27H0ZM44 27H42V29H43ZM49 28V27H48ZM132 28H134V30L136 29H138L139 31L138 32H136V31H134ZM143 28V27H142ZM210 28H211V26H210ZM249 28V27H248ZM259 28V27H258ZM199 29H201V28H199L198 27V29L197 30H199ZM222 29V28H221ZM220 29V30H221ZM222 29V30H223ZM256 29V28H255ZM255 29H254V31H255ZM12 30H14V29H11V31ZM34 30V29H33ZM194 30V29H193ZM193 30H192V32H193ZM196 30V31H197ZM203 30V29H202ZM201 30V31H202ZM30 31L27 33V32H23V33H27L26 35L24 34L22 37L20 36V38L19 37H17V38H12L13 39V44H12V46H11V52H12V54L14 55V54H16V55H14V57L16 58V56H17V59H18V62H17V60L15 61V62H12V63H6V64H9V65H7V66H5L6 64L4 63V61H6V60H4V61H2L1 62V60L2 59H4V58H1V60H0V62L3 64V67H1L0 66V133H1V135H5V134H8L7 136H0V154H9L10 155V153L12 154H21V157H25L26 158V162L25 163H22L21 164V162H23V160L22 161H20L21 160V158H20V156H19V161H20V163H19V165L21 164L22 166H24V167H26V171H28V169L29 168H31V170H29L28 171V173L25 171V174L23 173V174H19V172H18V174L16 175L15 173H17V172H13L15 175L14 176H16V178L18 177V178H20V179H22V180H27L26 181V184H31V182H29V180H36V179H38L39 177L41 178V176L44 178V177H47V175H50L51 176V172L53 173V170L51 171V169L52 168H54V166L56 167V160L58 159V156H54L53 154H49V152L47 153V150H45V148H49L48 150H50V147H53V146H57L56 144H57V139L56 138H53V137H49L50 135H48V136H46V134H45V139L44 138H37V137H34V133L32 132H29V139L27 140V141H25V135H24V132L25 131H27V129H26V127L25 126H23L21 123L23 122V118H24V111L25 110H23L22 109V111L20 110V111H14V110H10V109H8V108H6L5 106H4V104H11L10 103V100L13 98L14 99V97L16 98V97H18L19 98V96L20 97H24V99L26 100V98L25 97H27V100H29V103L31 102L32 103V105L34 106H32L33 108L32 109H34V111H35V106H37V107H40L42 110H44V107L43 106H45L44 104L47 102V103H53V102H56L59 98H57L58 96H59V93H58V96L56 97V90H57V88H55L54 87V80H55V78H54V80H50V77L49 76H47V78H45L46 80V82L44 81V83L46 84H44V83H42V81H43V79L42 80H40L41 81V83L42 84H44L43 85V87L45 86V89L44 90H42V91H40V88H38V87H40L41 86V88H42V85H41V83L39 84V86L38 87H35V86H33V82L31 83V85H29V82H28V80H27V78H26V74H28V73H30L31 71L33 72V74H34V71L32 70V68L34 67L33 66V63H34V61L33 60H35L34 58L36 57V61L35 62H38L37 61V58H38V56L39 55H41V54H39V53H41V52H44V47L42 46L43 44H38V40L41 38V36H36V35H28L29 33H30ZM42 31V30H41ZM45 31V30H44ZM98 31V30H97ZM133 31L134 32H136V33H133ZM206 30H204V32H205ZM208 31V30H207ZM216 31H218V29H215V31H214V33L216 32ZM250 31H252V30H249V33H250ZM254 31H252V33L254 32ZM260 31V30H259ZM15 32V31H14ZM33 32V31H32ZM31 32V33H32ZM83 32H85V33H87L86 31H83ZM82 31H81V33H83ZM131 33V34H136V35H134V37H132L133 39H129L128 40V38H127V35H128V33ZM203 32V33H204ZM221 32H224V31H221ZM34 33V32H33ZM48 32L46 31V34H47ZM129 33V34H130ZM191 33V32H190ZM194 33H196L195 31H194ZM198 33V32H197ZM209 33V32H208ZM211 33H213V32H210V34ZM219 33V32H218ZM230 33H232V32H230ZM233 33H236L235 31L233 32ZM248 33V34H249ZM252 33H250V34H252ZM256 33V32H255ZM261 33V32H260ZM10 35H11V32L9 33ZM15 34H16V32H15ZM40 34V33H39ZM49 34V33H48ZM80 34V33H79ZM100 34H102V35H100ZM219 34H221V35H223L222 33H219ZM247 34V36L249 37V35ZM2 35H4V34H2ZM0 36V39H7V38H4L3 36ZM10 35H8V37L10 36ZM17 35V34H16ZM81 35H83V34H81ZM85 35V34H84ZM126 35V36H125ZM228 35V38L227 39H224V38H226L224 35H223V39H224V41L226 40V44H228L229 42L228 41H230V39H231V37L229 36V35H231V34H229V33H227L226 32V36ZM257 35V37H258V33L256 34ZM255 35V36H256ZM262 35H263V33H262ZM12 36V35H11ZM15 36V35H14ZM127 38H125V37ZM128 36H130V35H128ZM254 36V35H253ZM260 36V35H259ZM2 37V38H1ZM13 37V36H12ZM46 37H47V35H46ZM61 37V36H60ZM79 37H80V35H79ZM139 37V35H137L136 36V38H138ZM216 37V36H215ZM230 37V38H229ZM235 37V36H234ZM236 37H237V35H236ZM261 37H263V36H261ZM39 38V39H38ZM194 38V36L192 37V39ZM222 38V37H221ZM221 38H216L217 40H219V39H221ZM255 38V37H254ZM2 39V40H3ZM12 39H10V40H12ZM47 39H49V38H47ZM59 39H58V41H59ZM222 39V40H223ZM263 39V38H262ZM4 40L1 42L0 41V44H2L3 43V45H4V43L5 44H7V43H9V41L6 43V41L4 42ZM128 40V41H127ZM136 40V39H135ZM135 40H134V42H135ZM182 40V39H181ZM209 40V39H208ZM207 40V41H208ZM233 40V39H232ZM236 40V39H235ZM240 41H238V42H236V44L233 46V47H235L234 49H232V48H228V46H230V44H233L232 42L231 43H229V45L228 46H226L228 49H232L233 51L230 53L231 55V57L233 58L234 57V59H233V61H237L238 63H239V65L241 64V63H243L244 64V61L246 62H248L252 67H253V65L255 66V64H257V61L255 62V60H256V57L255 56H257V54H249V49L248 50H244V48H243V46H242V37L239 39ZM260 40V39H259ZM40 42H42L43 41V39L42 40H39ZM52 41V40H51ZM57 41V40H56ZM137 41V40H136ZM188 41V40H187ZM202 40L200 39V42H201ZM212 41V40H211ZM214 42H213V44L214 43H216L215 42V40H213ZM220 41V40H219ZM256 41H257V39H256ZM263 41V40H262ZM12 42H10V44L12 43ZM45 43H46V39H45V41H44ZM48 42L50 43V41L48 40L47 41V44H44V46H47V48L45 49V50H49L50 48L49 47H51V45H53V44H55V43H50V46H49V44H48ZM183 42H181V43H183ZM205 42H206V40H205ZM204 41L203 42H201V44L202 43H205ZM221 42V41H220ZM243 42H245L244 40H243ZM256 43V42H255ZM259 43V42H258ZM258 43H257V45H258ZM9 44V45H10ZM64 44V43H63ZM80 44V43H79ZM85 44V43H84ZM174 44V45H173ZM188 44V45H187ZM209 44V43H208ZM212 44V43H211ZM56 45H57V43H56ZM132 45H134V44H131L130 46H132ZM195 45V44H194ZM207 45V44H206ZM218 45V44H217ZM259 45H260V43H259ZM54 46V45H53ZM59 46V47H60ZM106 46H110L109 48H106ZM135 46V45H134ZM247 46V45H246ZM40 47L43 49L42 51H40ZM55 48H56V46H54ZM53 47V48H54ZM60 47V49L61 50H63L62 48ZM133 47V46H132ZM211 47V46H210ZM256 47V46H255ZM49 48V49H48ZM126 48V47H125ZM158 48V47H157ZM162 48V47H161ZM161 48H160V50H161ZM207 48V47H206ZM257 48H258V46H257ZM57 49H58V47H57ZM162 49H164V48H162ZM208 50L209 49H212V48H207ZM206 49V50H207ZM218 49V50H219ZM255 49V48H254ZM261 49V48H260ZM10 50V49H9ZM225 50V49H224ZM58 51V50H57ZM63 51H65V53L67 54V52H66V50H63ZM122 51V50H121ZM123 51H124V48H123ZM164 51V50H163ZM162 51V52H163ZM248 51V52H247ZM262 51V55H261V57H260V55H258L259 57H260V59H262V56H263V51L264 50H261ZM11 52H9V53H11ZM47 51H45L44 53H46ZM111 52V51H110ZM140 52V51H139ZM141 52H142V50H141ZM245 52H247L248 54H246ZM251 52H253L252 50H251ZM260 52V51H259ZM119 53V52H118ZM133 53H136V52H133ZM142 53H144V51L142 52ZM141 53V54H142ZM229 53V52H228ZM227 53V54H228ZM256 53H258V52H256ZM39 54V55H38ZM139 54V53H138ZM144 54H146V52L144 53ZM143 54V55H144ZM164 53H162V55H163ZM211 54V53H210ZM259 54V53H258ZM260 54H261V52H260ZM43 55V54H42ZM40 56L41 57V59H42V57L43 56ZM46 55V54H45ZM135 55V54H134ZM147 55V54H146ZM172 55H171V57H172ZM229 55V54H228ZM148 56V55H147ZM227 57L228 58V61H230L231 60V57ZM19 57V58H18ZM39 57V58H40ZM136 57V56H135ZM144 57V56H143ZM148 57V58H149ZM46 58V57H45ZM100 58H102V59H100ZM197 58H199V59H204V60H207V62L209 61L210 62V64L208 65V66H206L205 68H197V69H194V68H192V66L190 67V66H188L187 64H185V61L187 60V61H194L195 59H197ZM229 58H230V60H229ZM263 58H264V56H263ZM162 59V58H161ZM169 59V58H168ZM167 59V60H168ZM199 59H197V60H199ZM236 59V60H235ZM66 60V61H67ZM104 60V59H103ZM146 60H147V57H146ZM159 60V59H158ZM136 61V60H135ZM169 62H170V60H168ZM203 61V60H202ZM201 61V62H202ZM215 61V62H214ZM226 61V60H225ZM225 61H223V62H225ZM172 62V61H171ZM170 62V63H171ZM246 62V63H247ZM254 62H255V64H254ZM259 62V61H258ZM63 63H65V62H63ZM68 62H66L65 64H67ZM100 64V68L99 67H97L99 64ZM107 62H106V60H105V64H106ZM132 63V62H131ZM134 63V62H133ZM137 63V62H136ZM135 63V64H136ZM143 63V62H142ZM214 63V64H213ZM229 63V62H228ZM228 63H226V64H228ZM231 63V62H230ZM234 63V62H233ZM232 63V64H233ZM35 64V63H34ZM81 64H83V66H84V64H87L88 66H89V68L91 67L93 70L95 69V70H97V68H99V70L97 71V73L98 74H100V75H102L101 77H100V75H98L97 74V77H96V72H95V74H92L93 76L95 75V78H97V79H95L96 81V85H99L100 86V88H99V86H96V88L98 89V91H97V89L96 90H93V89H95V88H92V87H90V89H92L93 91H90V92H88V93H86V91L84 90V89H86L87 90V88H84V87H86V85L87 84H89V82H88V80L90 81V79H88V78H91V73L92 72H89L88 71V73H90L89 75L87 74V73H85V72H83V71H80V69H79V66L81 65ZM103 64V63H102ZM110 65V63H107V65ZM124 64V63H123ZM134 64V65H135ZM140 64L141 63H139V68H140ZM144 64V63H143ZM142 64V65H143ZM148 64H149V61H148ZM201 64V63H200ZM1 65V64H0ZM126 65V64H125ZM134 65H132V66H134ZM146 65V64H145ZM150 66L152 65V63H150L149 64ZM145 66L146 68L148 67H150V66ZM190 65V64H189ZM223 65V64H222ZM231 65V64H230ZM227 66V65H225V67L227 66L228 67V69L231 67V66H233V65H231V66ZM248 64H246V66H244V69L246 70L247 68H245V67H249V66H247ZM5 66V67H4ZM61 66H63V64L61 65ZM66 66V65H65ZM64 66V67H65ZM103 66V65H102ZM106 66V65H105ZM136 67V69L138 70L139 68H137L138 67V64H136L135 65ZM194 66V65H193ZM241 66V65H240ZM86 67V66H85ZM108 67V66H107ZM111 66H109V68H110ZM141 67H144V65L143 66H141ZM145 67H144V69H145ZM224 66H222V70L221 71H223V69L225 68ZM226 67V68H227ZM81 68H82V66H81ZM103 68V67H102ZM131 68V67H130ZM134 68V67H133ZM134 68V69H135ZM219 68V69H218ZM224 69V74H225V70H227V69ZM251 67H249V70H251V72H253L252 71V69H250ZM254 68L255 69H257V67H253V70H254ZM62 69V68H61ZM65 69V68H64ZM67 69V68H66ZM136 69H135V71H136ZM141 69V68H140ZM143 69V68H142ZM141 69V70H142ZM151 69V68H150ZM240 69H242V66L240 67ZM70 70V69H69ZM87 70V69H86ZM163 70V69H162ZM168 70V71H169ZM220 70H219V73H220ZM248 70V69H247ZM66 72H67V70H65ZM64 71V72H65ZM71 71V70H70ZM101 71V72H100ZM104 71V70H103ZM132 71H133V69H132ZM131 71V72H132ZM143 71H146V69L145 70H143ZM149 71V70H148ZM165 71H167V70H165ZM230 71V70H229ZM239 71V70H238ZM65 72V73H66ZM69 72V71H68ZM67 72V73H68ZM106 72H109L108 71V69H107V71ZM111 72V71H110ZM147 72V71H146ZM170 72V71H169ZM242 71H240V73H241ZM249 72V71H248ZM251 72H249V73H251ZM63 73V72H62ZM112 73V72H111ZM134 73V72H133ZM141 73V72H140ZM222 73V72H221ZM254 73V72H253ZM252 73V74H253ZM107 74V73H106ZM109 74V73H108ZM150 74H152V71H151V73ZM223 74V75H224ZM236 74V73H235ZM29 75V74H28ZM27 75V76H28ZM168 75V74H167ZM208 75V74H207ZM207 75H205V76H207ZM226 75V74H225ZM227 75H229V74H227ZM249 75V74H248ZM30 76V75H29ZM64 76V78H66V75L64 74L63 75ZM63 76H61L62 78H63ZM92 76V79L91 80H93V77ZM117 76V75H116ZM169 76V75H168ZM193 77H196V76H194V75H192ZM192 76H190L191 78H192ZM230 76V75H229ZM238 76H239V74H238ZM243 76V75H242ZM244 76H246V75H244ZM250 76L251 75H249V78H250ZM88 77V78H87ZM99 77V78H98ZM105 77V76H104ZM108 77V76H107ZM109 77H113L112 75L111 76H109ZM119 77H121V76H119ZM29 78V77H28ZM52 78V76H51V79H53ZM60 79V81L61 80H63V79ZM69 78V77H68ZM115 78V77H114ZM114 78H110V80L109 81H111V80H115ZM241 78V77H240ZM252 78V77H251ZM58 79V78H57ZM102 79H100L101 80V82L104 80H102ZM109 79V78H108ZM117 79H118V77H117ZM116 79V80H117ZM123 79V78H122ZM156 79H158V81H162L161 82V85L160 86H158L157 85V83H158V81L156 82ZM67 80V79H66ZM120 80V81H119ZM119 80H117V81H119V82H121L122 83V81H121V78L119 79ZM193 80V79H192ZM192 80H190L191 82H192ZM238 80V79H237ZM247 80V79H246ZM51 81H53V82H51ZM60 81H58V83L60 82ZM65 81V80H64ZM63 81V82H64ZM117 81H113L114 83H117V87H118V91L120 92V94H115L116 95V97H117V95H118V97H119V99H120V101H119V103L122 101V100H124V99H126L127 100V97L125 96L126 95V93H125V90H124V93H122V91L121 90H123L124 89V87H120V86H122L119 82H117ZM152 81V80H151ZM153 81H152V83H153ZM57 82V81H56ZM55 82V84H57ZM88 82V83H87ZM94 82V83H95ZM238 82H239V80H238ZM248 82H249V80H248ZM67 83L65 84V85H67ZM87 83V84H86ZM100 83V84H99ZM119 83V84H118ZM200 83V82H199ZM240 83V82H239ZM60 85H61V83H59ZM63 83H62V85H64ZM185 84H187L188 85V87L185 85ZM192 84V83H191ZM243 84H244V81H243ZM246 84V83H245ZM244 84V85H245ZM58 85V84H57ZM61 85V88L63 87ZM105 85V84H104ZM120 85V86H119ZM240 85V84H239ZM250 85V84H249ZM94 86V87H95ZM187 88H186V87ZM238 86V85H237ZM242 86V85H241ZM241 86H240V89L243 91H245L246 89H242L241 88ZM260 87H262L263 85H259ZM68 87V88H69ZM88 87V86H87ZM247 87H249V86H247ZM60 87H58V89H59ZM66 88V86H64L63 87V89H65ZM67 88V89H68ZM84 88V89H83ZM121 88V89H120ZM154 88V87H153ZM185 88H186V90H185ZM244 88V87H243ZM251 89H253L254 87L252 86V87H250ZM78 89H80V91L78 90ZM83 89V90H82ZM89 89V90H90ZM103 88H101L100 89V91L102 90ZM184 89V90H183ZM191 89H193V88H190V90ZM249 89V88H248ZM257 89H260V88H257ZM261 89H263V88H261ZM260 89V91L259 90H257V93H258V91L259 92H261L262 90ZM62 90V89H61ZM60 90V91H61ZM135 90H138V91H136L135 92ZM254 90H255V88H254ZM254 90H252V91H254ZM58 91V90H57ZM60 91H58V92H60ZM65 91H66V95L69 93V94H71V92H68L66 89L64 90V92H60L61 94H63V93H65ZM130 91H131V93H130ZM185 91V92H184ZM241 91V92H242ZM243 91V92H244ZM98 92L100 93V94H98ZM116 92V91H115ZM159 92V91H158ZM198 92V91H197ZM255 92V91H254ZM103 93V92H102ZM188 93L190 94L191 92H189V90H188ZM187 93V94H188ZM196 93V92H195ZM194 93V94H195ZM256 93V92H255ZM125 94V95H124ZM239 94V93H238ZM65 95V94H64ZM157 95H160L161 97H162V101H164L165 103H166V105L170 108V109H172V110H174V112L172 111V110H167L165 107L166 106H164L165 104L163 103H161V101L159 100V97H157ZM193 95V94H192ZM254 95V93H252L250 90H248V92H247V97L249 98V100H253V99H250L252 96ZM68 96V95H67ZM66 96V97H67ZM73 96V95H72ZM100 96V97H99ZM109 96V95H108ZM125 96V97H124ZM185 96V97H184ZM191 96V95H190ZM244 97V99L242 98V100L244 101H248V100H246L245 99V94L243 95ZM255 97L256 96H258L257 94H255L254 95ZM69 97V96H68ZM106 96H104V101H105V99H107V97L105 98ZM187 97V98H186ZM242 97V96H241ZM241 97H240V99H241ZM64 97H62V99H63ZM76 98V97H75ZM74 98V99H75ZM111 98V95L109 96V98L107 99V100H109ZM254 98V97H253ZM260 98L262 99V103L264 104V92H262L261 94H260ZM60 99H61V97H60ZM60 99H59V101H60ZM67 100H66V102H69L70 100H68V99H70V97L69 98H66ZM73 99V98H72ZM112 99H113V97H112ZM112 99H110L111 101H112V103H113V105L115 106V103L114 102H118V100L119 99H114V100H112ZM237 99V98H236ZM24 100V101H25ZM64 100H65V98H64ZM76 101H78L77 100V98L75 99ZM75 100H72V101H70L71 103H73V102H75ZM106 100V101H107ZM14 101V100H13ZM106 101H105V103H106ZM110 101V102H111ZM129 101V100H128ZM203 101V100H202ZM240 101V100H239ZM244 101V102H245ZM255 101H256V99H255ZM15 102V101H14ZM69 102V103H70ZM124 102L125 103H127L126 101H123L122 103L124 104ZM235 102V101H234ZM22 103V102H21ZM28 103V102H27ZM46 103V104H47ZM68 103V104H69ZM122 103H120L122 106H123V104ZM194 103V102H193ZM239 103V102H238ZM242 103V102H241ZM249 103H250V101H249ZM252 103V106L253 105H255L256 104V102H255V104H253V102H251ZM23 104V103H22ZM58 104V103H57ZM75 104V103H74ZM97 104V105H98ZM120 104H118L119 106H120ZM198 104V103H197ZM245 104H246V102H245ZM69 105H71V104H69ZM76 105V104H75ZM109 105V104H108ZM112 105V104H111ZM117 105V104H116ZM118 105H117V107H118ZM238 105V104H237ZM241 105V104H240ZM248 105V104H247ZM251 105V104H250ZM11 106V105H10ZM28 106H30V105H28ZM27 106V107H28ZM122 106L121 107H118L117 109H115V110H118L119 108H122ZM206 106V105H205ZM208 106V105H207ZM246 106V105H245ZM245 106H243L244 108H245ZM264 106V105H263ZM52 107V106H51ZM242 106H241V108L242 109H244ZM250 107V106H249ZM248 107V108H249ZM254 107V106H253ZM21 108H23L22 107V105H21ZM25 108V107H24ZM53 108H55V107H53ZM52 108V109H53ZM168 108V109H169ZM239 109H240V106L238 107ZM237 108V109H238ZM247 108V107H246ZM248 108H247V110H248ZM255 108V107H254ZM241 109V110H242ZM252 109V108H251ZM41 110V111H42ZM54 110H56V109H53V111ZM101 110V109H100ZM99 110V111H100ZM103 110H105V109H102L101 111L103 112ZM120 110V109H119ZM246 110V111H247ZM250 110V109H249ZM249 110H248V112H249ZM28 111V110H27ZM38 111V110H37ZM37 111H35V112H37ZM57 111H58V109H57ZM56 111V112H57ZM66 111V110H65ZM72 111H73V109H72ZM101 111H100V113H101ZM121 111H123V109L121 110ZM210 111V112H209ZM235 111H236V109H235ZM240 111V110H239ZM251 112H252V110H250ZM253 111H254V109H253ZM55 112V111H54ZM53 112V113H54ZM97 112V111H96ZM105 112V111H104ZM184 112H187V113H194V117H195V115L197 116V117H195V121L194 122H191L190 120H194V117H192L191 118V116H190V118L191 119H189V116H188V118H187V115L188 114H184ZM260 112V113H261ZM64 113H66V112H64ZM98 113L99 112H97L96 114L98 115ZM238 113H241V112H238ZM237 113V114H238ZM260 113H259V115H260ZM26 114V113H25ZM51 114H52V112H51ZM87 114V113H86ZM124 114H125V112H124ZM245 114H247V113H245ZM29 116H31V111H30V113L28 114ZM57 115V113L54 115V116H56ZM65 115V114H64ZM118 115V114H117ZM191 115V114H190ZM258 115V114H257ZM35 116V115H34ZM38 115H36V117H37ZM39 116H41V113H40V115ZM53 115H51V117H52ZM58 116V115H57ZM68 116V115H67ZM67 116H65L64 118H66ZM77 116V115H76ZM87 116V115H86ZM100 116H102V114L101 115H99V117ZM42 117V116H41ZM70 117V116H69ZM68 117V118H69ZM106 117H107V115H106ZM105 117V118H106ZM119 117H120V115H119ZM244 117V118H243ZM30 118V117H29ZM38 118V117H37ZM72 118V117H71ZM70 118V119H71ZM101 118V117H100ZM104 118V119H105ZM31 119V118H30ZM44 119H46L45 117H44ZM57 119V117H55V119L53 118L52 119V121L54 120H56ZM60 119V120H61ZM67 119V118H66ZM73 119V118H72ZM119 119V118H118ZM43 120V119H42ZM47 120V119H46ZM58 120V119H57ZM244 120H246V121H244ZM26 121V120H25ZM31 120H29V126H30V122ZM33 121V120H32ZM53 121V122H54ZM74 121V122H75ZM248 121V122H247ZM44 122V121H43ZM57 122V121H56ZM55 122V125L57 124ZM74 122H72L73 124H74ZM109 122H111V120L109 121ZM131 122V123H130ZM49 123V122H48ZM51 124H52V122H50ZM104 123L106 124L107 123V121L106 120H104ZM32 125H34L35 124V122L34 123H31ZM51 124H48L49 126L51 125ZM79 124V125H78ZM108 124V123H107ZM110 124V123H109ZM42 126V128H44L45 126H47V125H45V126H43V124H41ZM54 124H53V126H55ZM72 125V124H71ZM37 126H38V124H37ZM52 127V126H51ZM61 127H60V130H62L61 129ZM109 127V126H108ZM37 128V127H36ZM46 128H48V127H46ZM53 128V127H52ZM250 129H252V130H254V131H256L257 132V135L256 136H253L254 134L253 133H255V132H252V130H250ZM52 130H54V128L52 129ZM56 130H57V126H56ZM55 130V131H56ZM249 130H250V133L252 132V136H250L249 135ZM70 131V130H69ZM248 131V135L251 137V138H249L248 136H247V134H246V132ZM56 132H59V130L58 131H56ZM43 133V132H42ZM63 133V132H62ZM78 133V132H77ZM80 133V132H79ZM61 133H59L58 135H60ZM155 134V135H156ZM245 136H244V135ZM256 134V133H255ZM43 135V134H42ZM56 135V134H55ZM77 135V134H76ZM149 135V134H148ZM247 136V137H246ZM39 137H40V135H39ZM25 138V139H24ZM42 139V140H41ZM43 139H44V141H46V142H43ZM47 139V140H46ZM197 139H199V141H200V154L198 153V149H197V154H194V153H196V152H194V151H196L195 149H196V147L194 148V151L192 152V154H182L183 152H188L187 150L190 148V149H192L191 147L192 146H190L189 145V143H194ZM148 141V142H147ZM172 143H178V144H180L179 146H178V148H180L181 150L182 149H186V150H183L182 151V153L180 152L181 150L180 149H178V148H175L174 147V145H172ZM77 144V145H78ZM44 145V146H43ZM99 146H101V147H99ZM145 146V147H146ZM199 146V145H198ZM71 147H73V146H71ZM71 147H68L70 150H73ZM83 147H81L80 148V150L82 149H84ZM132 147V146H131ZM234 147H240L241 148V150L243 149L244 151H240V150H236V149H234ZM53 149H54V147H53ZM189 149V150H190ZM229 149H230V152H229ZM85 150V149H84ZM82 151V154L84 153V154H89V153H85L86 151ZM193 150V149H192ZM191 151V150H190ZM190 153V152H189ZM49 154V155H48ZM79 154H81V152L79 153ZM260 155V154H259ZM118 157H120L119 155H117ZM115 157V156H114ZM18 158V157H17ZM25 158H23V159H25ZM108 158H109V156H108ZM123 158V159H124ZM127 158H129V155H128V157ZM242 158V159H241ZM14 159V158H13ZM110 159V158H109ZM122 159V160H123ZM253 159H255V162H253L254 160ZM242 160H246V162H242ZM252 160V161H251ZM13 161V160H12ZM19 161H17V164H18V162ZM123 161H125V160H123ZM258 161V160H257ZM13 162H16V159H15V161H13ZM113 161H107V160H105L104 162H103V164H100L99 162H97L98 163V165L97 164H95V165H93V163L91 164V165H93V166H95V169L97 170V173H96V177H95V179L97 178V180L99 179H103V180H112V179H118L117 181L121 184V185H126V183H125V180L126 179H129V182L127 183V185H129L130 183H132V184H134L133 182H134V180H135V178H134V175H133V177H131L130 175H132V174H129V164H127L126 162L125 163H120V165L123 167V168H119L118 166H114L115 168H118V169H115L114 167V172L112 171V163ZM169 164V163H168ZM171 164V163H170ZM16 165V164H15ZM28 166V167H27ZM127 166V167H126ZM21 167V166H20ZM169 167H167V169H169ZM127 168H128V171H127ZM22 169V168H21ZM20 169V170H21ZM25 169V168H24ZM55 169V168H54ZM15 170V169H14ZM22 172V171H21ZM27 173V174H26ZM55 174V173H54ZM187 174V175H186ZM53 175V174H52ZM258 175V176H257ZM50 176H48V177H50ZM115 176V177H114ZM47 177V178H48ZM191 177V176H190ZM192 177H191V179H192ZM39 178V179H40ZM46 178V180L48 181V179ZM93 178V177H92ZM134 178V179H133ZM183 178H185V179H183ZM196 179V180H195ZM34 180V181H35ZM93 180H94V178H93ZM102 180V181H103ZM132 180H133V182H132ZM42 181V180H41ZM41 181H37L36 183H41ZM94 181H96V180H94ZM168 181V182H169ZM186 181V180H185ZM43 184L46 182H44V179H43ZM97 182V181H96ZM166 182H165V184H166ZM197 182V183H198ZM248 182L250 183V184H252V189H251V191L248 193V189H249V187H245V185L246 184H248ZM8 183V182H7ZM6 183V180H5V178H4V176L0 173V258H2L3 256H6L7 254H9L12 258H15V259H19V262H21L22 260H29V259H34L33 261V263H37V262H35V257L37 256L36 255V253L38 252V251H40V250H44V251H47V252H49L50 251V255H53L52 254V252L54 253V247H56V246H53V244L52 245H50V244H47V243H42V242H45L44 240L43 241H41V243H40V241H39V239H38V233H42L41 235H45V236H47V237H49V239H51V237L53 236V234H52V230H51V228L52 227H55L56 228V230H60V233H61V238H59L58 240H60L59 242H60V245L59 244H57L58 242V240L56 241L57 243V245H59V246H61V244L63 243V244H65V248L68 246L67 244L69 243V242H71L72 240H78V241H81V242H83V243H85V244H88V245H90V246H92L91 244L93 243L92 242V240L93 241H97V244L100 242V240L98 241V240H95V237H90V235H92L93 236V232L92 231H90L89 230V232H91V233H93V234H88V232H86V231H88V230H86L85 228L83 229L82 227H74V226H72V224H73V222H71V217H72V214L70 213V215L68 214L69 213V210H67V207H66V203L63 205V208L61 207V204L63 203V202H56V204L54 203L55 201H56V199H54V201H52V204L50 203V205H53V203L56 205L55 207H57V203H60L59 205H58V209H59V211H56L55 210V207L53 208V206H50L49 205V203H47L46 204V202H50L51 201V199L49 200V201H47L46 200V198H45V200H46V202H44L45 200H42L41 199V197L42 196H44L45 194L47 195L48 194V192H41L40 190H38L39 188L38 187H36L37 186V184L35 183V184H33L34 182H32V184L31 185H29V187H30V191H28L29 192V194H28V192L26 191L27 190V188H28V185H27V188H26V190H24V191H26V195L28 194V196H26V198H23V197H25V196H23V195H25V194H22V196L23 197H20L21 195H19V189H18V193H17V189L15 190V188L13 189L12 187V185H10L9 186V183L7 184ZM43 184H41V185H43ZM107 184V183H106ZM132 184H131V188H132ZM191 184V183H190ZM100 186V185H99ZM111 186V185H110ZM168 186V185H167ZM171 186V185H170ZM178 186V185H177ZM202 186H200V188H202ZM103 187V186H102ZM125 187V186H124ZM123 187V188H124ZM62 188V187H61ZM98 188V187H97ZM100 188H101V186H100ZM99 188V189H100ZM103 188H105V187H103ZM102 188V189H103ZM127 188H128V186H127ZM109 189H110V187H109ZM190 189V188H189ZM193 189V188H192ZM93 190H94V188H93ZM96 191V193L94 192V194L98 197V199H104V201H102V202H100V200L98 201V202H100L101 203V206H108V207H111V205L114 207V203H112L113 201H111V199L112 198H117V197H115V196H112V195H114V194H110L111 193V189H110V192H109V195L108 194H105V193H101L100 192V190H98V189H95ZM240 190L242 191L243 190V193H245V194H247V195H245L244 196V194H241L240 193ZM250 190V189H249ZM260 190H259V192H260ZM56 191V190H55ZM66 191V190H65ZM64 190L62 191V192H65ZM103 191H104V189H103ZM109 191V190H108ZM247 191V192H246ZM22 193H24L23 192V190L21 191ZM51 192V191H50ZM61 192V191H60ZM51 193H53V192H51ZM263 193V194H262ZM261 194L262 195H264V191L262 192ZM53 194H55L56 195V192L55 193H53ZM67 195V191H66V193H60V195H58V192H57V195L56 196H58V197H60L61 196V198L64 200V202L66 201L65 200V198H66V195ZM69 195V194H68ZM67 195V197H69ZM112 196V197H111ZM124 196V195H123ZM126 196V195H125ZM252 196V195H251ZM250 196V197H251ZM96 197V198H97ZM194 197V196H193ZM196 197V196H195ZM247 197V198H248ZM47 198H48V196H47ZM49 198H51V196H49ZM48 198V199H49ZM55 198V197H54ZM57 198V197H56ZM74 198V197H73ZM246 198V199H247ZM43 201H41V200ZM44 199V198H43ZM123 199H124V197H123ZM249 199V198H248ZM119 201V200H118ZM117 201V202H118ZM198 201V200H197ZM93 202V201H92ZM104 202V204H102ZM126 202V201H125ZM189 202V201H188ZM202 202V201H201ZM67 203H69V202H67ZM94 203V202H93ZM106 203V204H105ZM109 203L111 204V205H109ZM241 204H242V202H240ZM108 204V205H107ZM119 204V203H118ZM120 205V204H119ZM119 205H117V207L119 206ZM61 208H60V207ZM126 207V206H125ZM200 207V206H199ZM202 207H200V209H202ZM56 208V209H57ZM66 210H65V209ZM119 208H120V206H119ZM111 209V208H110ZM102 210V209H101ZM68 211V212H67ZM259 212V211H258ZM90 213V212H89ZM100 213V212H99ZM98 213V214H99ZM101 213H103V212H101ZM207 214L209 215V213L207 212ZM211 214V213H210ZM222 214V215H221ZM94 215V214H93ZM216 215V214H215ZM214 215V217L216 218V216ZM236 215H237V213H236ZM233 216H235V217H233ZM261 216V215H260ZM168 217V216H167ZM210 217H211V215H210ZM238 217V216H237ZM73 218V217H72ZM97 218V217H96ZM105 218V217H104ZM103 218V216H102V218H99L98 217V220L100 219V226L102 225H104V227H101V228H103V229H106V231H107V227H106V224L105 223H107V222H105V223H103L104 222V220L106 221V219H104ZM219 216H218V220H219ZM227 218H225L224 219V222L222 223V225H224V229H223V231L225 230V231H227V229H229V228H227V226L228 225H226V223H228L227 221L228 220H230V218L229 219H227ZM259 218V217H258ZM156 222H155V224H157V228H159V226H158V222H160L161 220H163V219H161L160 218V216H159V214H154V218H153ZM172 220V222H173V220L174 221H176V222H174L176 225H177V227H178V225H180V226H182V227H184V222H185V220H184V218H182L181 216H179V215H175V216H170L169 215V220ZM211 219H212V217H211ZM262 219V218H261ZM111 220H112V218H111ZM226 220V221H225ZM74 221V220H73ZM96 221V220H95ZM107 221H108V219H107ZM217 221V220H216ZM222 221H223V219H222ZM226 222V223H225ZM231 222V221H230ZM229 222V223H230ZM103 223V224H102ZM225 223V224H224ZM228 223V224H229ZM108 224H110L109 223V221H108ZM155 224H154V226H155ZM73 225H75V223L73 224ZM79 225V224H78ZM165 225V224H164ZM99 226V227H100ZM123 226V225H122ZM72 227H74L73 229H71ZM86 227V226H85ZM166 227V226H165ZM174 227H175V225H174ZM229 227H231V226H229ZM54 228V229H55ZM88 228V227H87ZM156 228V227H155ZM156 228V230L158 231V229ZM162 228V227H161ZM168 228V227H167ZM165 229V228H164ZM55 230V231H56ZM86 230V231H85ZM96 230H99V228L97 229L96 228ZM167 230V229H166ZM173 230H174V228H173ZM95 231V230H94ZM154 231V230H153ZM179 229L178 228H176V233H179ZM218 231V230H217ZM58 232V231H57ZM97 232H99V231H97ZM171 232V231H170ZM239 232V231H238ZM59 233V234H60ZM155 233H156V231H155ZM155 233H154V235H155ZM180 233H182L181 231H180ZM183 233H184V236L186 235V237H187V239L190 241V242H188V244L189 245H192V243H195V240H194V237H193V239H191V237L192 236H190L189 237V234H188V228H186V227H184V229H183ZM217 233V234H216ZM216 233H213L214 235V238H215V235H218V232H216ZM239 234H240V232H239ZM261 234H263V233H261ZM40 234H39V237L41 236ZM95 235V234H94ZM168 234H165L164 232H163V228H162V231H158V233H156V235H155V237L152 239V237H149V239L150 240H148V242H147V250L150 248V247H153V246H156V245H158V244H165V248L167 249V250H169L170 252H173L174 253V255H175V261H176V263L177 264H182L183 262H184V256H183V252H182V249H181V247L177 244V241H176V239L174 238V240H172V239H170V243L169 242H167V239H168V236H167ZM175 235V234H174ZM177 235V234H176ZM182 235V234H181ZM220 235V234H219ZM216 236V239H213V240H215V242L217 243V244H219V245H221V246H226V247H228L227 245L229 244V246H231L230 245V243L232 242V241H235V239H236V241H237V239L239 238L237 235H238V233L236 234H233L232 236H231V234H229V239H224V238H220V236ZM242 235V237H243V234H241ZM44 236V239L45 240H47L46 239V237ZM98 236H101V235H98ZM111 236V235H110ZM113 236V235H112ZM111 236V237H112ZM153 236V235H152ZM212 236V237H213ZM238 238H237V237ZM264 236V235H263ZM103 237H105L104 238V240H102L103 242L104 241H106L107 239H108V237L106 238V236H103ZM103 237H101V238H103ZM174 237V236H173ZM172 237V238H173ZM176 237V236H175ZM179 237V236H178ZM222 237V236H221ZM236 237V238H235ZM241 237V236H240ZM93 238V239H92ZM43 239V238H42ZM97 239V238H96ZM152 239V240H151ZM234 239V240H233ZM169 240V239H168ZM193 240V241H192ZM176 241V242H175ZM108 242V241H107ZM107 242H104L103 244H105V243H107ZM165 242H167V243H169V244H167V243H165ZM53 243V242H52ZM179 243V242H178ZM233 243V242H232ZM55 244V245H56ZM79 244H81V243H79ZM84 244V245H85ZM100 244H102V243H100ZM94 245H96V243L95 244H93V247H94ZM188 245V246H189ZM233 245H234V243H233ZM70 246V245H69ZM79 246V245H78ZM159 246V245H158ZM58 247V246H57ZM63 246H61V248H62ZM77 247V246H76ZM195 247V246H194ZM52 248H54L53 250H52ZM64 248V247H63ZM64 248V249H65ZM84 248V247H83ZM160 248V247H159ZM191 248V247H190ZM57 249V248H56ZM64 249H59V250H64ZM94 249V248H93ZM156 249V248H155ZM227 249H229V248H227ZM189 250V249H188ZM195 250V249H194ZM235 250V249H234ZM237 250V249H236ZM235 250V252H237ZM239 250V249H238ZM68 251V250H67ZM119 251V250H118ZM158 251V250H157ZM157 251L155 250V251H153V253L155 254V252L157 253ZM162 251V250H161ZM240 251V250H239ZM238 251V252H239ZM58 252V251H57ZM150 252V251H149ZM163 252V251H162ZM233 252V251H232ZM256 252H258V250L256 251ZM82 253V252H81ZM227 253V252H226ZM231 253V252H230ZM56 254V253H55ZM71 254V253H70ZM149 254V253H148ZM152 254V253H151ZM150 254V255H151ZM161 253H159V255H160ZM192 254V253H191ZM236 254V253H235ZM259 254H261V252L259 253ZM24 255H26L27 257H25ZM40 255V254H39ZM38 255V256H39ZM58 255V254H57ZM76 255V254H75ZM83 255L85 256L86 254H82V257H83ZM89 255V254H88ZM93 255V254H92ZM153 255V254H152ZM151 255V256H152ZM234 255V254H233ZM231 256V257H234L235 259H237V258H239L240 259V262L242 261L243 263L242 264H244L245 262H246V259H244V255H239L237 258L235 257V256ZM254 255V254H253ZM158 256V255H157ZM164 256V255H163ZM192 256V255H191ZM70 257V256H69ZM109 257V256H108ZM153 257V256H152ZM162 257V256H161ZM167 257V256H166ZM10 258V257H9ZM11 258V259H12ZM69 259V258H68ZM75 259V258H74ZM85 259V258H84ZM105 259V258H104ZM104 259H103V261H104ZM111 259V258H110ZM109 259V260H110ZM173 259V258H172ZM195 259V257H193V259H192V257H191V262L193 263H196L195 261H192V260H194ZM37 260V259H36ZM198 260V259H197ZM231 260H232V258H231ZM238 260V259H237ZM236 260V261H237ZM119 261V260H118ZM117 261V262H118ZM235 260L233 261V264L236 262ZM27 262V261H26ZM109 262V261H108ZM111 262V261H110ZM187 262V261H186ZM190 262V261H189ZM239 262V261H238ZM237 262V263H238ZM32 262H29V264H31ZM64 263V262H63ZM248 263L249 264H263L262 262H261V259L259 258L258 259V255L256 256H254V257H251L250 256V259H249V261H248ZM22 264H24V263H22ZM91 264V263H90ZM105 264V263H104ZM123 264V263H122ZM239 264V263H238Z\"/></svg>",
    "mask_w": 264,
    "mask_h": 264
}]
</instances>
